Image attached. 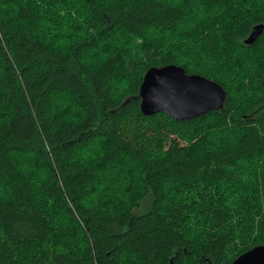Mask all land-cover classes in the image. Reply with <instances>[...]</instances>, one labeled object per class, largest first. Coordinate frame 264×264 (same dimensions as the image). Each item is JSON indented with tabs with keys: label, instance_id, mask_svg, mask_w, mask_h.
Returning a JSON list of instances; mask_svg holds the SVG:
<instances>
[{
	"label": "trees",
	"instance_id": "obj_1",
	"mask_svg": "<svg viewBox=\"0 0 264 264\" xmlns=\"http://www.w3.org/2000/svg\"><path fill=\"white\" fill-rule=\"evenodd\" d=\"M256 24L264 0H0V264H230L263 244ZM167 64L223 107L142 114Z\"/></svg>",
	"mask_w": 264,
	"mask_h": 264
},
{
	"label": "water",
	"instance_id": "obj_2",
	"mask_svg": "<svg viewBox=\"0 0 264 264\" xmlns=\"http://www.w3.org/2000/svg\"><path fill=\"white\" fill-rule=\"evenodd\" d=\"M263 28V24L254 25L244 43H254ZM138 96L142 114L162 112L174 120L184 121L221 109L226 91L213 79L167 64L145 72ZM230 264H264V243L240 254Z\"/></svg>",
	"mask_w": 264,
	"mask_h": 264
},
{
	"label": "rangeland",
	"instance_id": "obj_3",
	"mask_svg": "<svg viewBox=\"0 0 264 264\" xmlns=\"http://www.w3.org/2000/svg\"><path fill=\"white\" fill-rule=\"evenodd\" d=\"M182 143H184V142H182ZM205 145H206V148H211V143H210L209 141H207V142L205 143Z\"/></svg>",
	"mask_w": 264,
	"mask_h": 264
}]
</instances>
